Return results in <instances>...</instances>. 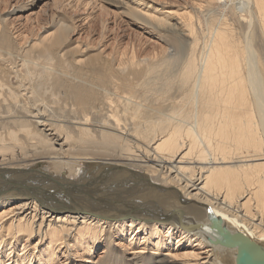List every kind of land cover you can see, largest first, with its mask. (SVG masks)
I'll list each match as a JSON object with an SVG mask.
<instances>
[{
	"label": "bare ground",
	"instance_id": "6f19581e",
	"mask_svg": "<svg viewBox=\"0 0 264 264\" xmlns=\"http://www.w3.org/2000/svg\"><path fill=\"white\" fill-rule=\"evenodd\" d=\"M110 1L126 13L123 11L127 9L126 1ZM230 3L191 0L197 12L196 20L190 14L177 17L172 10L156 15L141 7L132 13L134 19L130 20L140 30H157L164 34L163 39L164 36L172 38L170 47L175 51L161 60L146 61L137 71L138 77H131L130 87L138 92L123 91L124 99L116 101L112 100V92L107 93L104 105L94 110L97 113L93 118L87 117L88 113L79 118L83 123L76 127L74 134L66 125L65 128L41 119H35V125H44L43 129L31 132V128L28 129L31 120L11 118L10 122L17 128L7 129V143L0 140V176L4 177H0V264L35 261L51 264L55 250L63 243L68 244V238L90 251L100 241L104 228L110 225L115 234L123 236L128 243L138 232L145 233L153 241L156 264H218L213 249L203 238L172 224L138 219L108 221L63 213L50 210L29 197V169L39 166L36 162L53 158L55 161L47 165L49 172L63 177L60 172L71 169L68 168L70 162L64 158L80 153L86 154L88 162L109 161L132 168L189 200L203 203L211 215L221 219L241 241L264 240V0H241L237 7ZM7 19H4L6 26H0V47L7 44L8 48L5 55L0 52V57L12 63L18 57L21 59L16 72L14 66L4 71L9 75L13 70L19 91L30 90L36 97L34 93H41L55 75L54 61L44 58L42 64L38 57L43 70H38L40 66L38 69L29 67V59L19 55L20 50L25 49L11 47L6 33L13 27ZM56 35L50 32L41 38L45 52L61 41L64 30ZM41 45L39 41L37 46ZM136 67L140 64L131 59L118 62L121 71H136ZM60 78V83H65L77 103L81 106L90 103L83 94L84 86ZM4 85L0 81V90ZM117 91L118 88L115 96ZM8 94L10 101L0 105L7 118L19 100V93L14 89ZM30 113L31 117L42 118L38 112ZM90 122L101 125L93 130L88 127ZM127 125L130 134L124 132ZM20 131L25 140L17 136ZM127 135L136 137L137 142ZM112 154L119 159L91 157ZM23 168L27 171L23 172ZM82 170L75 167L74 173L69 171L74 177H68L75 178ZM141 238L145 241V236ZM44 240H47L46 246L36 252ZM185 242L191 250L177 254L167 248V253L161 252L167 243L174 248ZM195 247L202 250L201 253L195 252ZM132 251L133 260L139 259L136 253L142 251Z\"/></svg>",
	"mask_w": 264,
	"mask_h": 264
},
{
	"label": "rangeland",
	"instance_id": "374dc122",
	"mask_svg": "<svg viewBox=\"0 0 264 264\" xmlns=\"http://www.w3.org/2000/svg\"><path fill=\"white\" fill-rule=\"evenodd\" d=\"M124 1H126L127 9H123V11H126L127 14L122 12V8L118 7L116 4H113L110 0H0V26L1 28L6 26L7 22L4 19L9 18L7 21L12 23L13 27L11 31L7 30L8 33H6L12 42L11 47L13 45L15 46L16 50H20L21 48L25 49L20 50L21 53H19V55H24L29 59V67L34 66V68L38 69L40 66L38 70H43L42 64L45 63V60H49V58L51 62L52 60L54 61L53 66H56H54V77H50L47 83L49 84L50 82L51 84H46V86L43 87L42 92H39L38 94L34 93L36 97H33V93H30V90L22 91V89H20L19 91V86L17 85L18 82L15 78L13 70L18 69L17 65L19 64L21 58L18 57V59H15V61L12 63L11 60L5 62L1 59L5 57H0V81L6 85H4V88L0 90L2 92L0 96V105L4 106L10 101L8 94L9 90L14 89L16 93H19V100L16 103L17 105L11 108L13 113H10V117L8 116L7 118L4 109H0V140H4V142L8 140V128H17L12 122H10L12 119L15 120L16 118L17 120H31V125L28 127V129L31 128L29 129L31 132L40 131L43 129L44 125H39L37 123L35 125V121L41 119L46 123L55 122L58 125L62 124V127H65L66 125L67 128H65L67 130H75H71V133L74 134L76 132V127L83 123L80 122L79 118L86 116L91 118L94 116L97 113V111L94 110L98 108V106L102 107L104 105L103 100L105 101L107 93H109V95L112 94L114 97L112 100L116 101L119 99H124L123 91L127 90L130 92H138L137 89L135 90L130 87L129 81H132L133 79L131 77H138L137 71L147 62L152 63L156 60L169 57L174 53L175 50L172 46L170 47V39L172 38L164 36L163 39L164 34H160L161 31L157 30L152 31L149 29H141V31L140 28L134 24V21L130 20L134 19L131 17V14L135 13V11L137 12V9L142 7L144 10H148L154 14L156 13V15L161 14L166 10H172L177 13V17L183 18V14H190L192 19H197L194 18L197 16V12L196 9L190 4L191 0ZM240 1L241 0H217L218 3L222 4H229L231 2L230 5L234 4L236 7L239 5L238 3H240ZM14 9L17 11H14ZM192 11L194 12L192 13ZM128 14H130V17ZM206 16H208V14ZM196 27L199 29L197 23ZM60 30H64V36L61 38V41L58 44L50 46L48 48L49 53L45 52L43 49L45 42H42L41 38L50 32L56 37V34H58ZM146 30L147 32H145ZM165 37L167 38L165 39ZM39 41L43 47L42 45L37 46L39 45ZM35 43L38 44L36 45ZM32 45H34V47ZM7 46V44H4V46L0 47V52L4 55L6 49L8 48ZM44 52L46 54L48 53L47 55L49 57L44 54ZM43 55L45 57H43ZM38 57H40L42 64L40 63V60H38ZM120 59H131L135 62L137 61V63L140 64V67H136V71H129L130 69L121 71L118 69V62ZM37 63L39 65H37ZM60 65L62 66L60 67ZM13 66L15 68L8 75V73L4 71V68L7 69ZM56 75H58V77H56ZM59 76L62 77V79L68 78V80L73 83L81 84V87L84 86L83 94L89 98L90 103L85 102L83 106L77 103L74 100V95L71 94L73 95L71 96V92L65 88V83L63 84L62 81V84L60 83L61 78ZM128 77H130L131 80H129ZM70 78L75 80H71ZM56 79L58 81H56ZM56 84L58 85L59 89H57L58 87ZM51 85L52 90L49 89ZM54 85L56 86L53 87ZM116 88H118L117 96L114 95ZM81 91H83V88ZM110 92L112 93L110 94ZM90 94L91 96H89ZM27 103L28 105H26ZM22 105H24L23 107L28 106L26 107L28 108V111H26V108H22ZM20 108L22 109L20 110ZM30 111H32V113L38 112V116L42 118L31 117ZM85 113H88V115L83 116ZM96 125L100 126L101 124L90 122V126L88 127L94 130L97 129ZM119 128H121V126H119ZM21 132L22 131L18 132L17 136L20 137L21 140H25L26 138L23 135L24 133ZM124 132L130 134V127L128 125L124 129ZM45 134H47L46 131ZM127 136L131 139V141L137 142L136 137H130V135ZM84 155L86 154H73V156L71 155L72 157L70 158H64L66 161L70 162L68 164V168L70 167L71 169L67 168L68 170H63L60 172V174L67 177H74L73 175H70V172L74 173L75 167H81L84 169V167H86V165L89 163L86 159L87 157ZM91 157H109L111 159H119V157H117L115 154L91 155ZM52 161L55 160L53 158H42L39 160V162H36V164L48 169L47 165ZM56 161H58V159H56ZM48 171L50 170L48 169ZM144 236L145 241H143V238H141ZM138 239H140L139 242L137 241ZM67 241L68 244L63 243L64 245L61 244L62 246L60 245V248H55V259L51 264H156V261L153 258L154 254H152L153 241L150 238L148 239V236L143 232H138L131 243H128L126 240H124L123 236L115 234L113 226H106L100 241L94 244L90 251L83 249L80 247V245L71 241L70 238H68ZM32 243H34V241H32ZM46 243L47 240H44L41 244V247L39 246V249L37 248L35 251H41V249L46 246ZM167 248L172 249V251L174 250L173 252L177 254H181L182 252L192 249L186 242L182 244L180 243V245L176 244L174 248H172V246L167 243V246H165L163 248L164 250L161 252L167 253ZM132 250L142 251L136 253V256L139 255V259L133 260L134 256L132 257V254L134 253ZM199 250V248L195 247V252L201 253L202 250ZM200 256H202V254ZM4 260H6V258ZM32 264H36V261L32 262ZM37 264H45V262L41 261Z\"/></svg>",
	"mask_w": 264,
	"mask_h": 264
},
{
	"label": "water",
	"instance_id": "95a60500",
	"mask_svg": "<svg viewBox=\"0 0 264 264\" xmlns=\"http://www.w3.org/2000/svg\"><path fill=\"white\" fill-rule=\"evenodd\" d=\"M29 178V197L50 210L108 221L172 224L203 238L218 264H264V240L241 241L203 203L189 200L139 171L94 161L75 178L58 177L37 165L29 169Z\"/></svg>",
	"mask_w": 264,
	"mask_h": 264
}]
</instances>
